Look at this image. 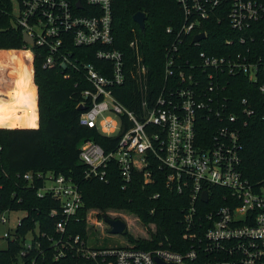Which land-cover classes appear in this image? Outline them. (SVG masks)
Segmentation results:
<instances>
[{
    "label": "built area",
    "instance_id": "1",
    "mask_svg": "<svg viewBox=\"0 0 264 264\" xmlns=\"http://www.w3.org/2000/svg\"><path fill=\"white\" fill-rule=\"evenodd\" d=\"M177 1L182 21L166 28L170 42L164 60L157 65L159 72H151L135 29L127 43L130 58L116 46L114 0H11L12 20L34 40L33 47L25 43V48L45 49V68L82 67L91 86L82 91L79 106L87 108L81 122L103 136L118 137L111 150L94 140L81 144L85 178L107 181L106 168L115 162L124 188L134 172H141L145 183L153 182L159 172L168 189L187 198L178 242L162 239L151 249L130 241L92 246L80 234L67 233L68 224L82 219L79 184L52 171L26 172L30 185L36 178L44 181L38 196L52 195L60 203L51 212L60 216L59 238H50L56 260L73 254L85 264H160L158 259L169 264H264V178H249L241 155L242 129L257 110L249 98L235 102L225 93L231 79H247L263 96L257 103L264 110V51L255 41V25L264 19V0ZM223 22L235 36L210 52L204 48L210 26ZM201 33L205 37L195 40ZM80 49L104 60L102 70L81 61ZM130 76L137 88L138 110L115 94ZM11 211L0 210V224L9 222ZM90 216L89 210L88 224ZM22 222L19 218L16 228L2 237L22 240L17 232ZM29 234L22 256L33 247L34 235Z\"/></svg>",
    "mask_w": 264,
    "mask_h": 264
},
{
    "label": "trees",
    "instance_id": "2",
    "mask_svg": "<svg viewBox=\"0 0 264 264\" xmlns=\"http://www.w3.org/2000/svg\"><path fill=\"white\" fill-rule=\"evenodd\" d=\"M11 8V0H0V80L3 77L9 83L8 93L11 97L9 101L0 102V210H23L27 215L17 230L22 240H8L7 248L0 249V264H85L84 260L73 254L55 259L56 251L50 238H59L56 222L60 216H53L51 212L59 208L60 203L52 195L38 196L44 181L36 178L30 185L24 178L29 171H52L56 175L72 177L79 184L84 200L79 213L82 219L68 224L67 233L80 234L87 240L89 210L100 211V218L109 210H123L137 216L143 225L155 226V231H151L150 235L153 236L152 240L135 237L125 231L123 235L131 243L151 249L162 239L178 242L183 233L182 208L187 204V198L168 189L161 173L155 174L153 182L145 183L142 173L134 172L124 188L125 181L118 165L110 162L106 168L107 181L85 178L87 166L80 160L81 144L94 140L111 150L118 137L103 136L95 128L81 122L84 112L79 108L83 100L82 91L91 86L82 67L45 68L46 50L38 46L34 50L25 48L23 31L8 13ZM139 11L147 14L144 32L133 18ZM182 18L183 9L177 0H114L116 46L125 50L130 58L127 43L135 29L141 38L151 72H159L157 65L162 64L165 46L170 42L166 28L179 25ZM225 26V22L210 26V38L205 49L213 52L215 46L235 36L227 28L225 30ZM255 27L256 45L264 51V19ZM78 52L81 61L94 63L102 70L104 60L98 59L88 49ZM31 54L34 57L33 66L30 64ZM225 93L235 102H240L243 97L249 98L257 110L249 124L242 129L241 155L245 174L255 181L263 179L264 120L261 114L264 110L257 103L263 96L242 77L231 79ZM115 94L130 109H139L137 88L131 76L127 78L125 86L115 90ZM16 101L21 102L23 107L16 109L13 105ZM38 111L41 116L40 128L35 127ZM5 122L6 125H2ZM157 193L160 196L154 198ZM30 232L34 235L33 247L22 256L24 238ZM172 248L178 249L176 246ZM87 264L97 263L88 261Z\"/></svg>",
    "mask_w": 264,
    "mask_h": 264
},
{
    "label": "rangeland",
    "instance_id": "3",
    "mask_svg": "<svg viewBox=\"0 0 264 264\" xmlns=\"http://www.w3.org/2000/svg\"><path fill=\"white\" fill-rule=\"evenodd\" d=\"M19 13L17 4L15 3L13 7V15L17 16ZM33 60L34 57L30 56V64L33 66ZM8 88H10L9 83H7V80L5 78H1L0 80V102L9 101L11 99ZM38 100V95H37ZM16 109H20L23 107V104L19 101H16L15 104H13ZM9 123V122H8ZM7 123V124H8ZM2 125H6V122ZM35 127L40 128L41 127V116L38 111L37 113V119L35 123ZM91 212L90 220H89V226L90 230L88 233V243L92 246H109V245H120V244H126L129 242V239L127 236L123 234H111L110 226L102 219L100 218V215L102 213H99L100 211L93 209ZM26 212L23 210H15L10 212V220L8 223L0 224V249H6L8 246V240L4 237H2L7 231L14 230L17 226L18 219L23 218L25 216ZM108 216L112 218H121L127 223L126 231H128L131 235L135 237L140 238H148L151 235V231H155V226H146L141 223V221L138 219L137 216L133 215L130 212L126 211H115V210H109L107 211ZM31 239V234L27 236V241Z\"/></svg>",
    "mask_w": 264,
    "mask_h": 264
},
{
    "label": "water",
    "instance_id": "4",
    "mask_svg": "<svg viewBox=\"0 0 264 264\" xmlns=\"http://www.w3.org/2000/svg\"><path fill=\"white\" fill-rule=\"evenodd\" d=\"M133 18H134V21L139 25L142 32H144L146 29L147 14L145 12L139 11L134 15ZM204 37H205V34L201 33V34L196 36L195 40H201ZM23 40L26 44H28L32 47L34 46L33 38L30 37L26 32L23 33ZM79 108L81 110H85L87 108V106L81 105V106H79ZM203 199L205 201L208 200V196H207L206 192L203 194ZM103 219L110 226L109 232L111 234L119 235V234H123L126 231L127 223L123 219L112 218V217L108 216L107 213L103 214ZM158 262L160 264H169V263H165V262L161 261L160 259H158Z\"/></svg>",
    "mask_w": 264,
    "mask_h": 264
}]
</instances>
